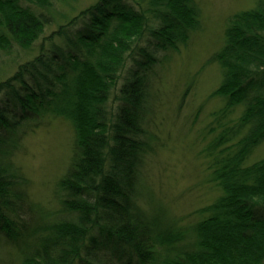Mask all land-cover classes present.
<instances>
[{
	"label": "trees",
	"instance_id": "obj_1",
	"mask_svg": "<svg viewBox=\"0 0 264 264\" xmlns=\"http://www.w3.org/2000/svg\"><path fill=\"white\" fill-rule=\"evenodd\" d=\"M252 2L205 63L221 72L203 150L215 196L183 218L147 171L171 104L159 74L204 29L198 0H97L55 29L52 0H0V53L29 57L0 79L10 264H264V157L249 163L264 144V0ZM53 121L69 155L48 198L20 158Z\"/></svg>",
	"mask_w": 264,
	"mask_h": 264
},
{
	"label": "rangeland",
	"instance_id": "obj_2",
	"mask_svg": "<svg viewBox=\"0 0 264 264\" xmlns=\"http://www.w3.org/2000/svg\"><path fill=\"white\" fill-rule=\"evenodd\" d=\"M96 1L52 0L53 7L45 10L53 18L51 28L55 29L70 21ZM198 2L204 17V29L192 37L190 47L174 59L170 70L168 67L164 69L162 79L159 74L163 91H159L158 97L161 99L162 95L167 96L169 102L165 103H171V109L168 108L169 112L163 113L166 120L159 125L158 132L163 144L153 158H150V162L148 160L147 171L150 184L158 196L170 201L183 218L200 209L215 196L209 189V184H202L209 174L206 166L210 161L203 150L208 142L207 130L212 123L211 113L215 108V99H211L210 94L218 87L221 72L214 63H205L221 45L226 19L253 6L252 0ZM23 52L14 47L10 56L0 53L1 80L10 77L17 65L29 58ZM115 95L113 92L109 94V106ZM69 139L67 127L57 121L25 137L20 163L28 177L41 186L48 198L51 196L48 190L54 187L56 177L65 169ZM261 157H264V144L253 152L249 163ZM8 251L9 248L0 239V259L4 264H10Z\"/></svg>",
	"mask_w": 264,
	"mask_h": 264
}]
</instances>
